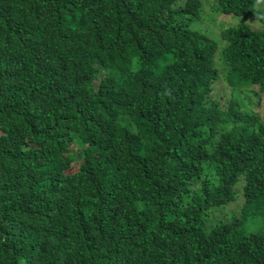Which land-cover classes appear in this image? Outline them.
Returning <instances> with one entry per match:
<instances>
[{
  "label": "trees",
  "instance_id": "1",
  "mask_svg": "<svg viewBox=\"0 0 264 264\" xmlns=\"http://www.w3.org/2000/svg\"><path fill=\"white\" fill-rule=\"evenodd\" d=\"M204 2L264 26V0ZM201 18L0 0V264H264V103L235 92L264 94V30L219 46Z\"/></svg>",
  "mask_w": 264,
  "mask_h": 264
},
{
  "label": "rangeland",
  "instance_id": "2",
  "mask_svg": "<svg viewBox=\"0 0 264 264\" xmlns=\"http://www.w3.org/2000/svg\"><path fill=\"white\" fill-rule=\"evenodd\" d=\"M207 3L209 0H205ZM201 2V11L202 18L198 21H192L189 24V28L192 30H197L203 35H205L208 39L222 46V42L220 40L219 32L221 28L228 27H236L245 25L253 30L262 31L264 30V26H262L258 21L253 19L250 16H234L231 14H222L218 9H216V5L212 2L208 5L205 4L204 0H200ZM264 14V10L262 11ZM262 17V16H261ZM247 88L239 89L235 91L238 94V102L242 103L244 107L247 109L255 110L256 114H261L263 111V103H264V94H260L258 97H247ZM234 92V91H232ZM222 94L223 99H227L230 94V88L226 85L224 78L219 79L217 82L216 88L213 90V95ZM245 98V99H244ZM247 102V104L245 103ZM240 103V104H241ZM232 204V203H231ZM230 207V208H229ZM228 209L233 211V207L230 205ZM228 210L220 209L219 211H213L211 213V219L220 220L225 219L227 216Z\"/></svg>",
  "mask_w": 264,
  "mask_h": 264
}]
</instances>
